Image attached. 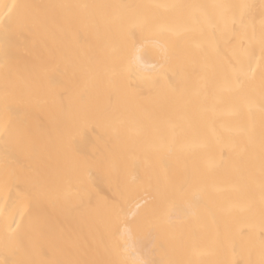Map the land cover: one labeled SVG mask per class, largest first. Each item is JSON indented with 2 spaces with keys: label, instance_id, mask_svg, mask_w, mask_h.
<instances>
[{
  "label": "bare ground",
  "instance_id": "1",
  "mask_svg": "<svg viewBox=\"0 0 264 264\" xmlns=\"http://www.w3.org/2000/svg\"><path fill=\"white\" fill-rule=\"evenodd\" d=\"M9 9L0 261L264 264V0Z\"/></svg>",
  "mask_w": 264,
  "mask_h": 264
},
{
  "label": "snow or ice",
  "instance_id": "2",
  "mask_svg": "<svg viewBox=\"0 0 264 264\" xmlns=\"http://www.w3.org/2000/svg\"><path fill=\"white\" fill-rule=\"evenodd\" d=\"M12 7H16V5H13ZM10 11H11V9H9L7 12H5L3 14V17H0V23H3L5 26L8 25L9 20L11 19L10 15H9ZM261 48H262V54H264V34H262V36H261ZM153 68H155V66H153ZM13 222H15V221H13ZM126 251H128L130 259H127V260L121 262V264H151L150 261L138 258L134 249H131V250L126 249ZM0 264H3V262L0 261Z\"/></svg>",
  "mask_w": 264,
  "mask_h": 264
}]
</instances>
